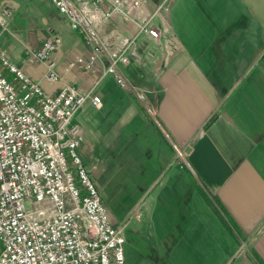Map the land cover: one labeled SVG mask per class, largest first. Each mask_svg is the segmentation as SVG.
I'll return each mask as SVG.
<instances>
[{"label": "crops", "instance_id": "1", "mask_svg": "<svg viewBox=\"0 0 264 264\" xmlns=\"http://www.w3.org/2000/svg\"><path fill=\"white\" fill-rule=\"evenodd\" d=\"M161 1L156 0L151 10L144 1V10L152 11ZM17 6L11 0H0V16L12 21ZM51 7L47 35L22 34L24 30L16 27L3 30L0 48L10 63L47 93H55L66 83L80 91L93 87L92 94L99 97L100 105L86 100L73 117L82 131L77 148L81 162L101 175L102 163L105 169L107 159L121 153L120 167L126 176L137 175L148 187L157 185L153 197L148 196L153 202L146 204L141 197L138 204H142L145 217L154 215L160 192L167 187L170 222L158 219V227L153 228L150 263L193 264L192 249L200 242L192 244L188 239L198 235L200 222L206 238V234L212 235V240L204 242L205 248L211 249L204 264H264V72L259 83L251 79L256 70L250 75L252 65H257L264 53V32L258 38V50L255 34H240L241 42L250 40V58L245 55L237 65H224V75L220 76H209L211 68L198 66L191 50V46L197 47L193 34L184 31L169 37L166 31L156 43L139 36L136 48L140 60L130 61L121 70L132 86L142 91L140 100L120 89L109 76L93 86L100 65L92 73L66 69L67 61L86 55L88 48L67 26L63 15ZM256 7L264 10V0ZM161 22L166 23L162 17ZM155 23L159 25V21ZM111 27L129 25L113 22L106 26ZM55 38L57 46L48 52V66L46 60L33 54L44 41ZM167 45L170 58L161 64ZM240 50L245 54L246 50ZM220 53L224 57L231 51L224 52L221 47ZM241 64L246 66L245 72L243 68L236 71ZM48 70L57 74L56 80L46 79ZM177 185H182L180 195L174 188ZM148 187L144 188L147 194ZM194 197L203 200V207L183 211L182 207H192L189 202ZM194 217L198 225H188ZM111 220L115 225L123 222L121 218Z\"/></svg>", "mask_w": 264, "mask_h": 264}, {"label": "built area", "instance_id": "2", "mask_svg": "<svg viewBox=\"0 0 264 264\" xmlns=\"http://www.w3.org/2000/svg\"><path fill=\"white\" fill-rule=\"evenodd\" d=\"M49 2L88 48L86 55L67 61L66 69L92 73L100 65L93 86L109 76L143 99L121 67L140 60L139 36L156 43L166 33L161 3L145 11L143 0ZM113 22L129 27L107 29ZM5 28L0 16V33ZM57 41H44L33 56L49 66L48 52ZM56 78L47 71L46 79ZM92 89L66 83L47 93L0 48V264H124L125 224H113L76 152L83 138L74 114L86 100L100 105Z\"/></svg>", "mask_w": 264, "mask_h": 264}, {"label": "rangeland", "instance_id": "3", "mask_svg": "<svg viewBox=\"0 0 264 264\" xmlns=\"http://www.w3.org/2000/svg\"><path fill=\"white\" fill-rule=\"evenodd\" d=\"M11 1L17 3L18 8L13 12L12 16L14 19L10 22L5 21V31L7 29L14 30L16 27L17 30H24L21 31L22 34L28 32H34L37 35L38 33L41 35L48 34V25L51 24V12L53 11L51 7L52 4L49 0ZM144 1L146 8L151 10L156 0ZM260 2L261 0H162L158 10L161 17L166 22L165 25L168 28V36L170 37L171 33L177 34L184 31L195 35L197 47L191 46V50L195 53V60L198 62V66L211 68L207 71L209 76H211V74L220 76L224 75V65H237L239 60L242 62L245 55L247 58H250L248 53V44L250 40L245 39L241 42L242 38H240V34L248 35L250 33L251 36L255 34V36H257L256 43L259 42L258 38L264 32V10L256 7V4ZM252 12H254L253 16L251 15ZM157 20L160 19L155 18V22H157ZM191 42L192 41H190V43ZM259 44L260 42L258 43L257 50L260 48ZM221 47H224V52L230 49V55H224L223 57L220 53ZM172 48L173 47H171V49ZM241 48L246 50L245 54H241ZM161 49H164V47L162 46ZM166 49L167 52L161 57V64L162 62L168 63L169 61L170 47L167 45ZM162 52L164 51L162 50ZM259 57L257 65H252L253 70L250 73L251 75L256 70L251 76V79L258 81V83L262 80L260 73L264 72V53H262L260 58ZM249 64L251 65V63ZM249 64L246 66H249ZM246 66L243 64L238 65L236 71H238L239 68H243L245 72ZM239 74L242 76L244 75L243 72H239ZM239 79L240 77L238 80ZM131 85H133V83H131ZM76 152L78 154V151ZM120 156L121 153L118 152L114 159L109 157L105 169V164L102 163L103 173L101 175H96L95 169L90 171V167L83 166L89 177L95 183L99 197L107 208L110 219L114 218L118 221L121 218L123 221L121 224H125L122 229L125 238V243L123 245L124 264H151L148 255L151 251L149 245L151 246V242L153 241V228L154 226L155 228L158 227V225H155L158 219H164L167 224L170 219L168 213L171 212V210H169L171 208V201L168 200L167 187L165 186L166 189H162L160 192V198L158 197L157 199L154 215L145 217L140 209L142 204L141 206L138 204L141 203V197L145 198L143 202L145 201L146 204L152 203L153 200L150 201L148 196L150 199L153 197V193L155 194V191L158 190L157 185L148 187L139 182L137 175L132 177L126 176L120 167ZM66 161L71 173L75 177V170L69 163V160L67 159ZM100 170L101 168L97 167V171L99 172ZM146 187L149 189L148 194L144 191ZM174 188L178 195L183 191L182 185H177ZM202 201L203 200H197L196 197H194L193 201L189 202V206L192 207H182V209L183 211H198L203 207ZM24 207L28 208L27 202H24ZM138 209H140V212ZM154 220L155 223L153 224ZM173 222L175 223V220ZM191 223L198 225L196 217H194L188 225ZM143 225L145 226L144 228L142 227ZM147 227H149V230L147 229L146 231L145 229ZM199 227L200 231L197 233L198 235L188 239V241H192V244L200 242L197 247H193L192 249L193 264H204L205 257L207 256L206 253H211V249L207 250V248H205L204 242H206V240H212V235L206 234L209 237V239H207L203 231L204 226L200 224V222ZM163 236L165 239L168 238L167 233ZM185 236L189 237L188 235ZM164 262L166 263L167 259Z\"/></svg>", "mask_w": 264, "mask_h": 264}]
</instances>
